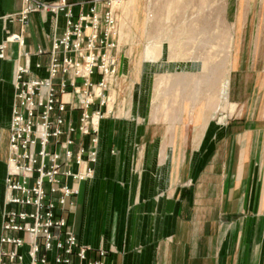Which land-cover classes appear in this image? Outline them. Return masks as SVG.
<instances>
[{
    "label": "rangeland",
    "instance_id": "obj_1",
    "mask_svg": "<svg viewBox=\"0 0 264 264\" xmlns=\"http://www.w3.org/2000/svg\"><path fill=\"white\" fill-rule=\"evenodd\" d=\"M114 3L119 5L115 9L122 36L117 52L119 75L116 90L112 89L115 104L113 114L106 118L118 139L108 145L113 155L126 147L170 150L163 157L164 175L166 180L172 179V167L181 164L180 178L186 184L181 196L186 211H205L209 207L219 211L220 203L216 202L222 194V182L225 188L231 186V196H250L251 201L263 197L264 0H114ZM149 51L156 55L148 57ZM17 52L18 49L13 55ZM43 59L46 65L48 57ZM13 72L14 59H0L1 163L9 140ZM233 125L236 130L228 148L232 147L236 134L241 133L246 151L241 159L246 164L242 180H238L236 170L238 155L222 154L227 146V132ZM85 141L88 143V139ZM231 162L233 171L229 173L206 172L211 165L218 167ZM120 164L125 175L126 163ZM205 181H212V185ZM112 182L119 183L115 178ZM104 191L105 187H101L97 192L98 196L101 194L97 209L108 208ZM80 195L81 190L73 198L75 203L67 212L68 219L78 207L76 198ZM115 206L121 215L128 210L125 204ZM239 206L244 213L242 222L249 226L256 221H247V217H253L255 211L264 212V203ZM224 207L233 213L238 205L229 203ZM85 209L86 215L91 214L88 207ZM257 222L256 228L264 229L263 214Z\"/></svg>",
    "mask_w": 264,
    "mask_h": 264
},
{
    "label": "built area",
    "instance_id": "obj_2",
    "mask_svg": "<svg viewBox=\"0 0 264 264\" xmlns=\"http://www.w3.org/2000/svg\"><path fill=\"white\" fill-rule=\"evenodd\" d=\"M89 2L76 13L69 0H23L18 13L0 17L6 33L0 59L10 57L11 45L18 49L0 264H106L108 251L81 245L67 218L81 184L94 178L100 125L113 114L119 75L114 0ZM34 13L52 14L56 29L64 17L49 50H26L25 29ZM9 21H17L20 31L10 30Z\"/></svg>",
    "mask_w": 264,
    "mask_h": 264
},
{
    "label": "crops",
    "instance_id": "obj_3",
    "mask_svg": "<svg viewBox=\"0 0 264 264\" xmlns=\"http://www.w3.org/2000/svg\"><path fill=\"white\" fill-rule=\"evenodd\" d=\"M89 1L69 0L75 5L76 13L79 12L81 2H86L88 9L91 5ZM22 4L23 0H0V17L18 13ZM55 24L52 14H31L26 26V50L35 52L39 47L50 49L54 34H61L64 29L63 15L58 17L57 29ZM6 25L12 31H20V24L16 21H9ZM5 35L4 23L1 22L0 42ZM16 49V46H10L11 60L14 59ZM9 95L12 99L13 87ZM112 106L113 104L110 108ZM111 124L107 119L102 123L95 178L81 184V195L76 198L78 207L70 213L68 219L81 245L95 250L106 249L109 252L106 264H264V229L256 228L257 221L261 220L264 212L255 211L252 213L253 217H247V221H256L249 226L242 222L244 213L239 206L245 203L263 204L264 196L252 201L250 196H231V186L227 185L225 188V182H222V194L216 202L220 203L219 211H213L211 207L205 211H186L181 196V189L186 186L180 178L181 164L172 167V179L166 180L164 175L166 164L163 157L170 150L162 147H126L118 149V153L113 155L108 145L118 139ZM234 130L236 127L233 125L229 127L227 136L225 134L228 140L222 154L232 157L238 155L236 170L238 180H242L246 164H242L244 159H241L246 151L241 143V133L236 134L232 147L228 148L230 138L235 134ZM143 137L144 133L141 134V138ZM8 146L7 139L2 157L4 163L0 161V232L6 196ZM171 151L175 155L176 149ZM122 161L127 167L125 175L120 171ZM232 168V162L218 167L211 165L206 172L218 171L225 174L233 171ZM135 171H139L141 175H133ZM114 178L119 182L116 185L112 184ZM205 183L212 185V181ZM101 187L106 190L103 197L104 201L107 199L106 209H97V199L101 197L97 192ZM112 188L116 189L115 192ZM209 197L212 198V191ZM117 203L128 206L123 215L115 211ZM210 203L212 204L211 201ZM229 203L238 205L233 213L225 210L224 206ZM85 207H88L91 214L86 215ZM230 218L234 221L232 224Z\"/></svg>",
    "mask_w": 264,
    "mask_h": 264
},
{
    "label": "bare ground",
    "instance_id": "obj_4",
    "mask_svg": "<svg viewBox=\"0 0 264 264\" xmlns=\"http://www.w3.org/2000/svg\"><path fill=\"white\" fill-rule=\"evenodd\" d=\"M115 6H119V5H115V3H114V8H115ZM122 36V35H121ZM159 52V51H158ZM154 55H156L154 52H151V51H149V53H148V57H153ZM158 55H160V52H159V54ZM226 82V81H225ZM223 89V88H222ZM222 91V90H221ZM114 96H115V98H116V95L114 94ZM222 96V95H221ZM112 99H113V97H112ZM213 99V98H212ZM212 99L209 101L210 103L212 102ZM112 104H113V101H112ZM110 107H111V105H110ZM112 108H113V106H112ZM112 108H110V110L112 109Z\"/></svg>",
    "mask_w": 264,
    "mask_h": 264
}]
</instances>
